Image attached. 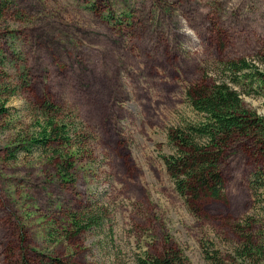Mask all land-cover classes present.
I'll return each mask as SVG.
<instances>
[{"label":"rangeland","instance_id":"rangeland-1","mask_svg":"<svg viewBox=\"0 0 264 264\" xmlns=\"http://www.w3.org/2000/svg\"><path fill=\"white\" fill-rule=\"evenodd\" d=\"M240 59L263 72L264 0H0V264L173 253L180 264H264V240L244 254L248 236L264 235L250 186L264 170L260 148L229 146L225 199L202 215L186 209L162 161L174 152L168 131L196 120L186 90ZM44 103L80 124L83 144L19 152ZM243 103L264 119L263 92Z\"/></svg>","mask_w":264,"mask_h":264},{"label":"trees","instance_id":"trees-1","mask_svg":"<svg viewBox=\"0 0 264 264\" xmlns=\"http://www.w3.org/2000/svg\"><path fill=\"white\" fill-rule=\"evenodd\" d=\"M215 66L212 77L206 75L201 82L186 90V101L196 120L168 131L167 139L174 152L162 157L174 191L192 215H202L209 202L224 201L225 182L221 166L234 141L253 142L264 157V119L243 103V97H250L257 90L264 93V70L261 72L256 63L250 64L244 59L222 60ZM39 110L44 116L38 135L29 143L19 146V152L45 153L53 147L60 148L61 151L63 148L66 152L74 145L75 140L78 144H83L86 136L83 133V136L79 135V123L58 120H65L66 117L60 116V110L51 103H44ZM6 112L0 106V116ZM65 157L72 159L71 156ZM62 165L59 169H63L64 176L72 173L71 163L66 161ZM250 186L255 205H264V170L253 173ZM248 220L252 221L251 218ZM257 239L255 234L246 238V257L251 256L254 250L260 252L257 243H261L260 239L264 240V235L261 234ZM205 259L212 260L210 255H206ZM22 264H27L24 258ZM46 264L64 263L49 259ZM134 264L180 263L179 257L173 253L163 259L149 256L138 258Z\"/></svg>","mask_w":264,"mask_h":264}]
</instances>
